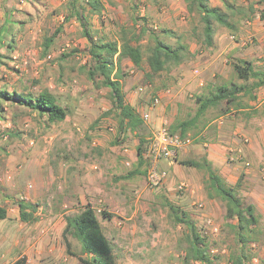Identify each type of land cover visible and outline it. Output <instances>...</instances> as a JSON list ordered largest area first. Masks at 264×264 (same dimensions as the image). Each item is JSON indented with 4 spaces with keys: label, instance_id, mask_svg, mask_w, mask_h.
Listing matches in <instances>:
<instances>
[{
    "label": "rangeland",
    "instance_id": "374dc122",
    "mask_svg": "<svg viewBox=\"0 0 264 264\" xmlns=\"http://www.w3.org/2000/svg\"><path fill=\"white\" fill-rule=\"evenodd\" d=\"M99 1L98 14L86 0H0V90L35 96L47 89L66 111L63 122L50 124L35 111L0 101V205L7 210V218L0 222V264L23 256L28 264L89 260L90 255L80 253L79 240L68 236L76 255L72 257L62 239L65 218L86 206L94 209L115 264H184L186 228L174 224L166 201L189 215L213 262L229 264L236 239L225 225L223 204L207 198L204 170L179 164L204 160V136L207 143L222 146L241 137L238 143L250 146V157L242 155L251 163V175L234 173L227 178L213 168L244 204L255 206L259 234L246 248L245 264H264V87L253 90L255 99L243 98L244 109L230 107L225 113L226 105L221 104L207 111L208 127L201 137L181 149L175 162L161 163L167 177L158 188L147 185L146 174L129 176L136 168L143 170L138 167L137 147L161 122L171 126L187 120L197 109L195 97L216 86L242 84L234 64L248 61L264 70V34L251 29L252 21L264 12V2L235 0L254 7L253 19L239 22L236 32L217 26L213 44L206 48L199 19L187 13L183 0ZM211 5L221 3L211 0ZM142 27L172 48L186 47L188 55L179 66L168 65L152 74L146 58L153 41L147 31L138 43L143 54L140 67L113 58L112 77L119 78L124 105L135 114L140 109L150 114L149 123L122 132L109 89L100 77L89 78L91 43L83 33L87 31L92 43L119 45L122 38L139 35ZM48 38L53 42L44 52ZM156 94L164 95L156 108L149 109ZM181 183L188 184V191L178 189ZM19 201L36 206L34 224L20 222ZM197 204L203 207L198 209ZM103 211L112 216L110 220L102 217ZM16 231L17 239L11 243Z\"/></svg>",
    "mask_w": 264,
    "mask_h": 264
},
{
    "label": "trees",
    "instance_id": "16d2710c",
    "mask_svg": "<svg viewBox=\"0 0 264 264\" xmlns=\"http://www.w3.org/2000/svg\"><path fill=\"white\" fill-rule=\"evenodd\" d=\"M221 6H212L211 0H183L185 9L189 15L196 16L201 25V44L209 48L213 44L216 27H222L230 32H236L238 24L241 21H251L256 13L252 5L243 6L235 2V0H219ZM264 2V0H262ZM96 13H100L102 6L99 0H86ZM264 17L261 12L260 18ZM147 29L142 27L139 35H132L130 39L122 38L120 44L112 43H92L91 37L87 31L85 38L91 43L89 48V56L92 60V68L89 71L91 81L98 76L101 84L109 89L112 97L113 107L119 112V128L122 132H133L136 128L143 124L139 117L133 113L123 102V94L121 83L118 76L114 72L113 58L116 56L117 61L127 59L135 67H140L143 62V54L138 46L142 36L147 33ZM149 32V31H148ZM162 34H166L162 32ZM149 36L153 41V45L149 48V55L146 63L152 74H158L164 71L168 65L179 66L182 60L188 55V49L182 45L176 48L165 44L160 40L158 34ZM53 38L45 39L43 51L46 52L52 45ZM135 43V44H133ZM233 71L236 78L242 84L231 83L229 86L220 85L210 89L207 95L195 97L197 109L193 116L187 120L175 121L169 126L171 133H177L181 138L187 135L191 139H195L197 135L206 127L205 114L210 109H216L221 104L226 105L225 113L230 107L244 109L247 107L243 102V98L248 96L255 99L252 95L253 90L264 87V70H260L254 66L252 62L239 61L233 65ZM0 101L9 102L19 105L37 112L41 117H45L50 124L63 122L66 118V111L62 108L55 96L47 89L41 90L37 95L22 94L15 91L7 92L0 90ZM144 125V124H143ZM142 143L143 141L140 140ZM142 147H137L138 167L143 170H133L129 176L136 174H146L145 162L141 156ZM180 165L204 170L206 173L205 191L209 200H219L224 207L225 225L233 230L235 243L229 257V264H245L246 248L255 240L258 233L259 216L256 208L252 204H244L236 195L234 189L225 184L223 179L213 170L211 165L204 159L201 162L195 160H182ZM239 188V182L236 184ZM167 203L173 222L176 225H183L186 232L182 238L184 243V264L190 262H199L203 264H216L209 255L208 245L198 233L194 223L189 215L174 205ZM18 209V218L20 222L32 225L37 221L36 206L24 201L16 203ZM104 219L110 220L111 215L105 211L101 212ZM7 218V210L0 205V221ZM235 220V223L233 221ZM68 236H71L81 243L82 255H90L89 260L79 257L83 264H115L112 254V247L109 240L104 235L103 229L99 223L93 208L86 206L79 214L68 216L65 218V227L62 231V239L65 243V249L69 256L76 257L70 250ZM12 264H26V257H20Z\"/></svg>",
    "mask_w": 264,
    "mask_h": 264
},
{
    "label": "built area",
    "instance_id": "2783aa9c",
    "mask_svg": "<svg viewBox=\"0 0 264 264\" xmlns=\"http://www.w3.org/2000/svg\"><path fill=\"white\" fill-rule=\"evenodd\" d=\"M168 93V92H167ZM164 94H156L152 97L149 105V109L156 108L162 99ZM139 119L143 124H147L150 121V114L147 110H138L136 112ZM195 139L188 137L181 138L179 134H173L169 131V125L166 121L161 122L158 129L151 132V136L146 143L142 146L141 156L145 162L146 182L151 188H158L167 177L165 170L161 169L162 162H175L181 149L190 146ZM228 159L231 162L243 163L245 167H249L248 161H243V155L240 150H235L230 147L227 149ZM179 190L188 191L189 186L186 183H181L178 187ZM202 204H197V208L201 209Z\"/></svg>",
    "mask_w": 264,
    "mask_h": 264
},
{
    "label": "crops",
    "instance_id": "0c3cea01",
    "mask_svg": "<svg viewBox=\"0 0 264 264\" xmlns=\"http://www.w3.org/2000/svg\"><path fill=\"white\" fill-rule=\"evenodd\" d=\"M252 22H253L254 26H252L251 29L252 30L254 29V31H258L260 33L258 35H263L264 34V17L262 19L258 18L257 21H252ZM253 27H255V28H253ZM221 124H222L221 121L217 122V126H220ZM207 127L205 129H207ZM236 133H239V132H236ZM200 137H201V135L198 134L197 137L195 138V140L197 141ZM205 139L206 138L204 136L203 137L204 142L201 145V146L205 147V149H204L205 150V158L204 159L207 161V163H209L211 165L212 168L213 167H217L219 169V173H220V175H222V177L230 178V177H232L234 175V173L235 174L241 173L244 176H249V174L252 173V172H250L251 170L249 169V167L245 168L243 163H238V162H235V161L231 162L228 159L227 149L229 148V146L234 148L235 150L236 149L240 150L242 152V154H244L245 156L248 155L250 157L249 154H251V152L248 154V152H249V148L248 147H250V146H244V145H240L238 143V142H240L242 140L241 137H233L232 140L229 143H227L225 146H222L220 144L216 145V144L207 143V140L205 141ZM249 164H251V163H249ZM213 170L215 171L214 168H213ZM190 193H191V195H194V191L191 190ZM25 202H27V201H25ZM16 236H17V231L12 233V235L10 236L11 243H12L13 240H15V238L17 239ZM28 262H29V260L26 257V264H28Z\"/></svg>",
    "mask_w": 264,
    "mask_h": 264
}]
</instances>
